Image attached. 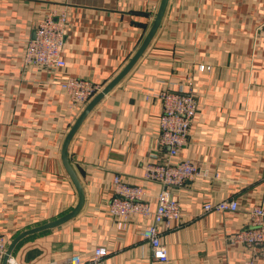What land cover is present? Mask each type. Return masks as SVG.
<instances>
[{
    "label": "crops",
    "instance_id": "1",
    "mask_svg": "<svg viewBox=\"0 0 264 264\" xmlns=\"http://www.w3.org/2000/svg\"><path fill=\"white\" fill-rule=\"evenodd\" d=\"M161 0H0V233L10 243L78 202L62 161L65 137L80 113L61 81L107 85L147 36ZM65 12L64 67L25 64L38 22ZM199 65L209 68L201 71ZM194 89L197 113L175 157L159 147L156 94ZM84 191L68 221L23 236L7 264L84 260L106 247L112 264H264V245L230 237L264 207V0H168L162 21L130 71L94 106L68 147ZM188 159L209 171L173 187L182 218L157 224L168 260L153 256L141 231L153 216L126 223L109 213L113 180L142 185L152 210L161 186L146 181L150 162ZM238 200L239 210H204ZM3 264V263H2Z\"/></svg>",
    "mask_w": 264,
    "mask_h": 264
},
{
    "label": "built area",
    "instance_id": "2",
    "mask_svg": "<svg viewBox=\"0 0 264 264\" xmlns=\"http://www.w3.org/2000/svg\"><path fill=\"white\" fill-rule=\"evenodd\" d=\"M67 16L65 12L49 14L41 19L35 29L34 38L27 43L23 55L25 64L40 65L50 69L65 66L63 45ZM203 71L209 66L199 65ZM63 91L70 98L71 107L80 113L87 103L103 89V85L88 79L71 76L61 81ZM162 106L160 115L159 147H166L169 156H177L188 142L190 126L197 113V101L194 89L189 87L187 92L164 90L156 94ZM209 171L188 159L178 162H150L146 165L143 177L146 181L161 186L157 195V205L152 210L147 201L146 191L142 185L129 184L116 175L113 180V197L109 201V213L126 223L132 216L152 215L155 224L147 225L141 231L142 238L152 247L153 256L160 261L168 260L166 246L161 240L160 229L157 224L165 223L170 226L172 220L180 221L182 210L178 200L172 195L173 187H181L187 181L197 176H208ZM204 210L229 211L239 210L237 199L226 198L216 203H206ZM235 243L248 245H264V207L254 205L250 209L249 227L236 232L230 237ZM7 251L6 236L0 233V264L3 263ZM108 251L104 246L94 249L90 259L84 260L80 254H73L62 261H50L48 264H112L105 260ZM11 261V259H9ZM245 264H252L247 261Z\"/></svg>",
    "mask_w": 264,
    "mask_h": 264
},
{
    "label": "water",
    "instance_id": "3",
    "mask_svg": "<svg viewBox=\"0 0 264 264\" xmlns=\"http://www.w3.org/2000/svg\"><path fill=\"white\" fill-rule=\"evenodd\" d=\"M167 3H168V0H161L160 6H159L158 11L155 15L153 24H152L147 36L145 37L144 41L142 42L141 46L137 50V52L133 55V57L130 59V61L127 63V65L120 71V73H118V75H116L107 85H105L103 87V89L101 91H99L87 103V105L83 108V110L77 116L76 120L74 121L73 125L71 126L70 130L68 131V133L65 137V140H64V143L62 146V161H63V164H64L66 170L68 171V173H69V175H70L72 181L74 182V185L76 186V189L78 191V202H77L76 206L70 212L66 213L65 215H63V216H61L55 220L49 221L47 223L41 224L39 226L30 228V229H27L24 232H22L21 234H19L10 243V245H9V247L5 253V256L3 259V264H7V261L9 260L8 259L9 255H10L13 247L23 236H25L26 234L32 233V232L40 231V230H43L46 228L55 227L59 224H62L64 222L68 221L69 219H71L72 217H74L81 210V208L84 204V191H83V188L80 184V181H79L72 165L70 164V160L68 158V147H69L70 141L73 138L76 131L78 130V128L80 127V125L82 124V122L84 121V119L87 117V115L94 108V106L105 96V94H107L130 71V69L138 61V59L140 58L142 53L147 48L152 37L156 33V31H157V29H158V27L162 21Z\"/></svg>",
    "mask_w": 264,
    "mask_h": 264
}]
</instances>
